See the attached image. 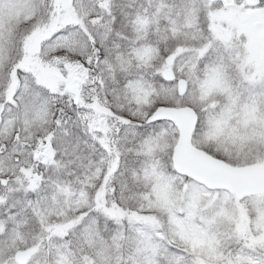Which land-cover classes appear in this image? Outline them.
Here are the masks:
<instances>
[{
  "label": "snow or ice",
  "instance_id": "obj_1",
  "mask_svg": "<svg viewBox=\"0 0 264 264\" xmlns=\"http://www.w3.org/2000/svg\"><path fill=\"white\" fill-rule=\"evenodd\" d=\"M0 264H264V0H0Z\"/></svg>",
  "mask_w": 264,
  "mask_h": 264
}]
</instances>
